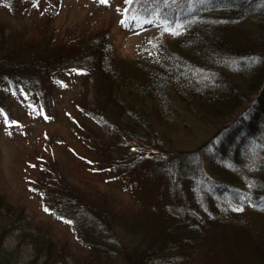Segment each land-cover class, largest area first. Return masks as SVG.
Wrapping results in <instances>:
<instances>
[{"label": "trees", "instance_id": "obj_1", "mask_svg": "<svg viewBox=\"0 0 264 264\" xmlns=\"http://www.w3.org/2000/svg\"><path fill=\"white\" fill-rule=\"evenodd\" d=\"M4 1L10 4L13 0ZM195 3L130 0V14L135 11L151 19L156 16L174 28V36L168 42L154 41L157 49L144 48L137 58L129 59L113 48L107 54L103 45L95 47L93 37L79 36L74 43L70 39L53 44V33L44 28L40 39L26 41L22 32L0 22V84L31 94L38 93L43 83L47 86L43 80L53 72L80 68L91 74L102 105L92 114L103 118L110 112L117 120L127 115L121 124L110 118L112 126L106 125L110 132L96 140L87 136L94 153L100 152L113 162L98 168L110 167L114 172L110 180L134 178L140 188H146L141 178L156 181V201L149 209L162 215L159 231L151 227L153 224L138 223L123 213L115 226L110 218L96 215L102 211L108 214L113 194H81L58 176L47 178L42 192L44 205L71 224L81 245L76 251L81 255L68 244L59 247L46 234L32 232L25 208L1 193L0 264H16L19 255L17 247L5 246L11 227L22 234L20 239L23 231L30 229L34 254L28 264H59L67 254L77 259L70 264H193L196 251L205 248L222 254L225 264H264V142L257 147L261 149L257 161L238 150L247 138H258L259 134H252L254 124L264 115V0H210L213 4L206 7ZM232 57L251 59L250 66L235 68L236 72L220 69L219 59ZM209 68L219 75H201ZM169 87L198 104L202 114L227 118L247 104L252 109L250 118L240 115L247 134H239L240 129L236 134H217L222 142L213 143L214 159L217 155L215 161L225 168L221 172L230 176L228 180H218L207 170L202 172V156L196 149H190L194 151L191 155L173 152V140L165 127L156 129L152 117L170 108ZM130 88L134 93L127 94ZM123 90L124 98L116 93ZM3 99L4 93L0 108L5 105ZM147 100L155 105L149 106ZM118 130L121 133L117 134ZM137 144L146 146V151L124 161L129 153L126 150ZM231 146L237 153L227 150ZM90 161L105 162L96 158ZM101 198L104 201L98 208L95 204L101 203Z\"/></svg>", "mask_w": 264, "mask_h": 264}, {"label": "rangeland", "instance_id": "obj_2", "mask_svg": "<svg viewBox=\"0 0 264 264\" xmlns=\"http://www.w3.org/2000/svg\"><path fill=\"white\" fill-rule=\"evenodd\" d=\"M206 1L196 0L195 4L204 7L213 4H210V0L208 4ZM130 6V0H107L106 3H101V0H13L10 4L0 0V22L17 29V32H22L26 41L40 39L44 28L47 33H53V44L67 42L70 39L74 43L79 36L93 37L95 42L92 43L95 47L103 45L102 49L107 54L113 48L116 54L129 59L137 58L138 53L145 47H151L155 40H168L174 31V28L154 15H150L155 17L151 19L135 11L132 12L133 15L130 14ZM86 56L92 60L91 56L88 54ZM243 59L245 58H221L218 65L220 69L232 68L236 72L239 67L242 70L250 66L251 59L246 61ZM115 69L120 71L118 67ZM222 71L224 70H220ZM202 74L211 78L219 75L212 68L202 71ZM43 81H46L47 86L43 83L40 88L38 87V93L31 94L21 89L13 90L5 83L0 84V97L4 93L5 103L0 108V194H5L8 199L25 208L32 232L46 234L47 239L54 241L59 247L68 244L77 255H81L76 251L81 245L77 242L71 224L57 218L54 212L44 205L42 192L47 178L55 179L58 176L63 184L74 185L81 194L84 191L85 193L91 191L90 193L97 195L113 194L109 200L108 214L102 211L96 215L103 214L105 218H110L115 226L119 225V214H124L130 220L146 222L149 226L153 224L154 227L151 226L153 229L161 230L162 215L149 209L156 201L153 199L157 196L153 191L156 181L141 178V184L146 188H140L137 187L139 181H134V178L110 180L114 174L113 171H109L110 167L103 170L97 166L106 164L107 167V164L113 162L107 161L106 155L102 156L98 151L94 153L87 136H94L96 140L97 136L109 133L106 125L112 126L110 118L115 121L116 117L110 112L103 118L92 114L97 113L98 106H102L96 79L87 74L86 70L69 68L66 71L53 72ZM116 93L124 98V90ZM126 93H134V90L130 88ZM168 100L170 108L165 110L166 113L161 112L152 118L157 130L165 127L170 134L173 152L191 155L194 151L190 149H196L195 152H200L202 156L200 168L202 172L207 170L218 180H228L230 176L221 172L225 168L222 169L215 161L217 155L214 159L213 143L214 141L219 143L220 136L217 134L223 136L227 132L233 116L225 118V115L218 116L216 113L202 114L198 104L188 96L182 94L178 96L172 92L171 87L168 88ZM147 103L149 106L151 103L155 105L151 100H147ZM251 110L245 105L237 113L234 112V116L238 119L241 114ZM245 117L250 118L249 115ZM125 118L126 114L120 116L116 123L121 124ZM157 118H162L163 122ZM237 122L242 124L240 119ZM254 125L253 134L257 132L262 136L264 115L260 116ZM116 133L121 132L118 130ZM248 139L239 144V153H247L253 160H257L256 143L252 138ZM103 142L108 143V139L103 138ZM142 145L137 144L126 150V153H129L124 161L130 157L134 158L137 153H144L146 146ZM232 148L227 147V150L230 153H237ZM90 158L103 159L105 162L94 163L95 161H90ZM219 169L220 172H217ZM100 201L102 202L95 204L98 208L104 199L101 198ZM144 201H147L146 205H143ZM144 214L148 216L147 219L143 218ZM11 228L5 246L11 249L18 248L16 264H28L34 254L30 247L33 242L31 239L33 237L29 236L30 229L27 227V230L23 231L24 238L20 239L19 236L22 234ZM119 239L123 240L121 236ZM220 255L206 248L197 250L195 253L197 261L193 264L199 262L225 264L224 256ZM75 260L77 261L67 254L59 264H70Z\"/></svg>", "mask_w": 264, "mask_h": 264}, {"label": "snow or ice", "instance_id": "obj_3", "mask_svg": "<svg viewBox=\"0 0 264 264\" xmlns=\"http://www.w3.org/2000/svg\"><path fill=\"white\" fill-rule=\"evenodd\" d=\"M107 2V0H101V3H106Z\"/></svg>", "mask_w": 264, "mask_h": 264}]
</instances>
